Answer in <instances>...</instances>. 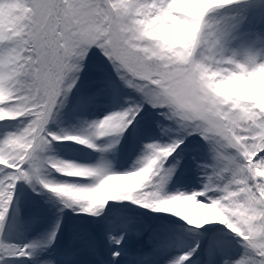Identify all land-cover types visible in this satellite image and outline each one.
Segmentation results:
<instances>
[{
	"label": "snow or ice",
	"instance_id": "1",
	"mask_svg": "<svg viewBox=\"0 0 264 264\" xmlns=\"http://www.w3.org/2000/svg\"><path fill=\"white\" fill-rule=\"evenodd\" d=\"M243 3L0 0V264L33 260L60 229L4 239L23 191L85 218L127 202L205 234L212 264H264V44L212 15ZM124 239L107 234L114 264Z\"/></svg>",
	"mask_w": 264,
	"mask_h": 264
},
{
	"label": "rangeland",
	"instance_id": "2",
	"mask_svg": "<svg viewBox=\"0 0 264 264\" xmlns=\"http://www.w3.org/2000/svg\"><path fill=\"white\" fill-rule=\"evenodd\" d=\"M212 15L226 19L235 17L237 21L242 19L245 24L244 27L248 31V34L244 36L248 39L254 36L261 44H264V0H246V3L228 6ZM252 29L256 30V33L251 32ZM239 31L243 32V29L240 27ZM90 79V76L83 77L81 92L88 88ZM78 96L79 93L73 98V103H75ZM105 103H110V100H106ZM71 107L72 105L70 104L69 109ZM101 110L104 109L102 108ZM91 114L92 109L89 111V118H91ZM71 119L72 116L70 114L69 122H71ZM124 144H127L129 154L130 139L127 138L122 141V148ZM183 163L186 168H191L189 161L186 160ZM185 179H194V177L191 176L190 172L186 176L185 169L182 168L180 180L183 181ZM24 192L31 194L30 191ZM110 206L112 210L116 208L113 213H108V209H105L100 217L85 218L73 215L70 210L59 212V205L51 201L48 196L41 194L39 197L24 198L21 202V207H25L28 216L21 213V211L17 214L15 209H13L5 228L8 231L10 228L17 229L20 234L33 241L34 238H39L41 235L45 236L54 226H50V224L56 223L57 219H60L63 234H57L55 241L61 247L68 245L66 249H72V255L77 258L73 260L69 258H66L67 260L58 259L56 261L59 264H98L101 262H104L103 264H114L111 258L112 246L105 240L109 248L103 250L101 245L97 243L99 239L96 238L100 231H103L104 239L105 237L107 238L110 230L125 234V239L122 241V247L120 248L121 256L115 261V264H166L168 256L179 254V252L190 248L197 242L202 243L204 246L199 250L198 255H194L191 264H212L208 256L207 237L205 234L196 230H188V232L176 234L177 236H171L168 234V228L170 229L172 226L175 229L180 227V222L175 221L174 218L148 212L127 202H110ZM34 215L40 216L43 220L39 223H36L35 220H27V229H21L22 225H26L24 218ZM143 215L146 218L155 219L154 225H150L152 227L140 229V227L137 228L134 225ZM163 218L169 220V222L163 223ZM30 222L35 223L32 228L28 227ZM5 236L7 235L4 234ZM84 238H89L85 241V244ZM33 264L38 263L35 261Z\"/></svg>",
	"mask_w": 264,
	"mask_h": 264
},
{
	"label": "bare ground",
	"instance_id": "3",
	"mask_svg": "<svg viewBox=\"0 0 264 264\" xmlns=\"http://www.w3.org/2000/svg\"><path fill=\"white\" fill-rule=\"evenodd\" d=\"M240 26H244V24H241V23H240ZM239 33H240V32H239ZM240 34L242 35V33H240ZM241 37H242V36H241ZM256 47H258V46H256ZM69 152H70V151H69Z\"/></svg>",
	"mask_w": 264,
	"mask_h": 264
}]
</instances>
